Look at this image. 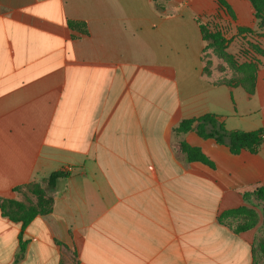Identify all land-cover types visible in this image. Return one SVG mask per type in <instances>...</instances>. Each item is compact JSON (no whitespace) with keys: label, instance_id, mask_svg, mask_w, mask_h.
Returning a JSON list of instances; mask_svg holds the SVG:
<instances>
[{"label":"crops","instance_id":"crops-1","mask_svg":"<svg viewBox=\"0 0 264 264\" xmlns=\"http://www.w3.org/2000/svg\"><path fill=\"white\" fill-rule=\"evenodd\" d=\"M0 0V199L68 172L51 213L21 230L0 213V264H251L252 231L219 216L264 185V143L231 154L181 120L264 129V58L253 90L204 71L198 23L240 63L264 48L248 0ZM68 21L84 24L72 30ZM248 29L249 32L239 31ZM246 51V52H245ZM240 80V79H239ZM180 143L214 164L187 161Z\"/></svg>","mask_w":264,"mask_h":264},{"label":"trees","instance_id":"trees-1","mask_svg":"<svg viewBox=\"0 0 264 264\" xmlns=\"http://www.w3.org/2000/svg\"><path fill=\"white\" fill-rule=\"evenodd\" d=\"M248 1L253 7L255 19L258 21L257 27L261 30L259 35L264 36V0ZM217 2L229 11V7L224 0H217ZM67 25L72 30H78L81 33L86 32L85 26L81 22L68 21ZM198 27L205 48L212 47L214 48V51H219L222 55H224V57L226 56V58L228 57L233 59L232 56L225 52L227 40L223 38L219 32H208L205 26L201 23H198ZM239 31L249 32L250 30L241 28ZM209 64L210 62H207L206 65ZM243 66L245 67V72H242L241 68H244ZM237 70L241 73L240 76L235 80H231L234 82H240L244 89L248 93H251L253 90L256 64H238ZM204 71L208 73L206 68H204ZM248 71L250 72L248 73ZM174 131L176 133L193 131L200 138L213 139L215 143L226 146L231 154H238L242 150L253 151L260 143H264V129L253 131L228 130L225 128L222 118L211 113L201 115L197 118L181 120L175 127ZM179 149L185 155L187 161H198L210 168L214 166L213 162L205 154H203L199 148L190 147L185 143H180ZM67 176L68 172L56 170L50 173L47 177L41 179L40 182H32L27 185L14 187L13 192L18 193L24 189L30 194V197L26 196L24 201L0 199L1 215L13 223H19L21 230H23L36 216L51 213L53 207V197L46 194L45 188L53 189L57 179ZM252 196L264 198V185L257 187L253 191ZM242 209L243 206L223 212L218 218L219 222L222 223L226 220V214L238 213L242 211ZM250 227L251 225L249 224L244 227H232V230L235 233H239ZM18 239L19 250L13 264H16L21 259L25 249L26 242L22 241L20 235ZM261 248L264 250V246H261Z\"/></svg>","mask_w":264,"mask_h":264},{"label":"rangeland","instance_id":"rangeland-1","mask_svg":"<svg viewBox=\"0 0 264 264\" xmlns=\"http://www.w3.org/2000/svg\"><path fill=\"white\" fill-rule=\"evenodd\" d=\"M248 48L250 53H244L243 61L237 63V61L226 58L219 51H213L210 54L209 65L205 68L210 72V70L225 71L226 77L232 80L237 79L241 73L238 72V64H253L257 65L259 61L258 56L264 58V48L259 45L248 42ZM244 67V66H243ZM242 72H245V67L241 68ZM250 71H248L249 73ZM45 188V192L47 194ZM226 221L230 227H244L246 225H251L245 231H252V244H251V264H264V250L261 246H264V198L252 196L247 199L246 204L243 205L242 211L238 213L226 214Z\"/></svg>","mask_w":264,"mask_h":264}]
</instances>
